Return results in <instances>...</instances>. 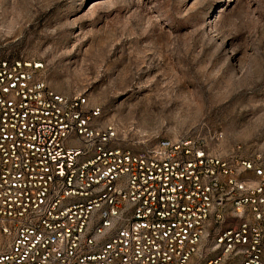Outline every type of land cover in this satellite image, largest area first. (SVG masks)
I'll return each mask as SVG.
<instances>
[{"label":"built area","instance_id":"built-area-1","mask_svg":"<svg viewBox=\"0 0 264 264\" xmlns=\"http://www.w3.org/2000/svg\"><path fill=\"white\" fill-rule=\"evenodd\" d=\"M43 70L0 52V264H264V152L122 141Z\"/></svg>","mask_w":264,"mask_h":264},{"label":"rangeland","instance_id":"rangeland-1","mask_svg":"<svg viewBox=\"0 0 264 264\" xmlns=\"http://www.w3.org/2000/svg\"><path fill=\"white\" fill-rule=\"evenodd\" d=\"M84 4L0 0V52L43 62L122 141L199 134L264 152V0Z\"/></svg>","mask_w":264,"mask_h":264},{"label":"snow or ice","instance_id":"snow-or-ice-1","mask_svg":"<svg viewBox=\"0 0 264 264\" xmlns=\"http://www.w3.org/2000/svg\"><path fill=\"white\" fill-rule=\"evenodd\" d=\"M90 2H91V0H85L84 6L87 7L88 3H90Z\"/></svg>","mask_w":264,"mask_h":264}]
</instances>
